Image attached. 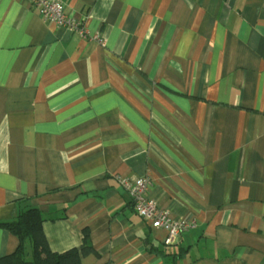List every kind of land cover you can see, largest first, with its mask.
Here are the masks:
<instances>
[{
	"label": "crops",
	"instance_id": "0c3cea01",
	"mask_svg": "<svg viewBox=\"0 0 264 264\" xmlns=\"http://www.w3.org/2000/svg\"><path fill=\"white\" fill-rule=\"evenodd\" d=\"M57 1L102 43L0 0V223L86 231L80 264H264V0ZM119 178L194 228L167 245Z\"/></svg>",
	"mask_w": 264,
	"mask_h": 264
},
{
	"label": "built area",
	"instance_id": "2783aa9c",
	"mask_svg": "<svg viewBox=\"0 0 264 264\" xmlns=\"http://www.w3.org/2000/svg\"><path fill=\"white\" fill-rule=\"evenodd\" d=\"M34 6L41 19L58 28H63L72 33L75 37L82 39L95 40L102 43L99 35L93 34L84 28L83 17L74 18L64 12L62 3L57 0H26ZM121 188L126 192L132 201L133 209L136 214L153 229H161L166 232V244L177 243L179 237L195 226V221H177L170 215L158 208L157 203L150 197V181L142 178L121 179Z\"/></svg>",
	"mask_w": 264,
	"mask_h": 264
},
{
	"label": "trees",
	"instance_id": "16d2710c",
	"mask_svg": "<svg viewBox=\"0 0 264 264\" xmlns=\"http://www.w3.org/2000/svg\"><path fill=\"white\" fill-rule=\"evenodd\" d=\"M45 221L46 218L39 210L28 209L21 210L14 221L0 223V227L18 239L15 251L0 258V264H80L81 257L94 254L86 231H83L79 249L64 253L52 252L42 231Z\"/></svg>",
	"mask_w": 264,
	"mask_h": 264
}]
</instances>
